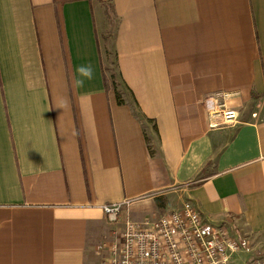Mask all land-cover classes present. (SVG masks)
Wrapping results in <instances>:
<instances>
[{
    "label": "crops",
    "instance_id": "obj_1",
    "mask_svg": "<svg viewBox=\"0 0 264 264\" xmlns=\"http://www.w3.org/2000/svg\"><path fill=\"white\" fill-rule=\"evenodd\" d=\"M188 198L264 251V0H0V264H101Z\"/></svg>",
    "mask_w": 264,
    "mask_h": 264
},
{
    "label": "built area",
    "instance_id": "obj_2",
    "mask_svg": "<svg viewBox=\"0 0 264 264\" xmlns=\"http://www.w3.org/2000/svg\"><path fill=\"white\" fill-rule=\"evenodd\" d=\"M232 111L219 101L209 114L218 119L216 125H229L238 121L226 122ZM124 203L105 204L102 211L115 219ZM99 249L107 251L101 264H234L239 254H247V264H264V251L247 236L233 237L227 222L207 221L189 198L158 217L126 220L121 241Z\"/></svg>",
    "mask_w": 264,
    "mask_h": 264
},
{
    "label": "clouds",
    "instance_id": "obj_3",
    "mask_svg": "<svg viewBox=\"0 0 264 264\" xmlns=\"http://www.w3.org/2000/svg\"><path fill=\"white\" fill-rule=\"evenodd\" d=\"M76 72L79 73V75L83 78H86V79H92L93 77V69H92V66L91 65H88V66H78L77 69H76ZM84 83V80L81 79V80H78L77 81V85L78 86H82ZM240 113L239 112H236V111H232L230 113V118L228 121H226L227 123H234L237 118L239 117ZM217 125L215 123H212L210 124V128H216Z\"/></svg>",
    "mask_w": 264,
    "mask_h": 264
},
{
    "label": "rangeland",
    "instance_id": "obj_4",
    "mask_svg": "<svg viewBox=\"0 0 264 264\" xmlns=\"http://www.w3.org/2000/svg\"><path fill=\"white\" fill-rule=\"evenodd\" d=\"M111 34V33H110ZM109 43H111V39H109ZM114 53H113V50H112V48H111V44H109V48H108V60H107V70H108V72H107V74H108V78H110L112 75L115 77V80H116V82H118L119 84H118V86L120 85V81H119V77H118V75H117V73H116V69H115V67H114ZM122 88V87H121ZM122 90H123V88H122ZM184 201V200H183ZM182 201V202H183ZM161 214H163V213H161ZM161 214H156L155 215V217H158V216H160ZM127 220H131V219H127Z\"/></svg>",
    "mask_w": 264,
    "mask_h": 264
},
{
    "label": "trees",
    "instance_id": "obj_5",
    "mask_svg": "<svg viewBox=\"0 0 264 264\" xmlns=\"http://www.w3.org/2000/svg\"><path fill=\"white\" fill-rule=\"evenodd\" d=\"M111 85H112V88H113V90L115 92V95H116V98H117V102L119 104H124V101H123V99L121 97V94H120V92L118 90L117 82L114 80V78H112V80H111Z\"/></svg>",
    "mask_w": 264,
    "mask_h": 264
}]
</instances>
